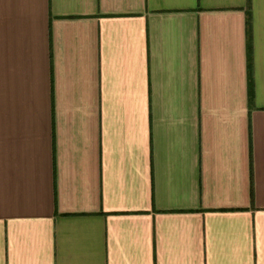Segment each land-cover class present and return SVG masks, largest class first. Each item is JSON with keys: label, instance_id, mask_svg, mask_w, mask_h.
Listing matches in <instances>:
<instances>
[{"label": "crops", "instance_id": "crops-1", "mask_svg": "<svg viewBox=\"0 0 264 264\" xmlns=\"http://www.w3.org/2000/svg\"><path fill=\"white\" fill-rule=\"evenodd\" d=\"M0 264H264V0H0Z\"/></svg>", "mask_w": 264, "mask_h": 264}]
</instances>
